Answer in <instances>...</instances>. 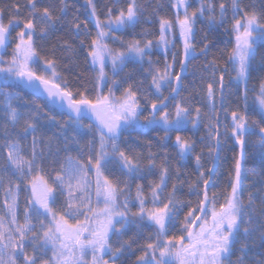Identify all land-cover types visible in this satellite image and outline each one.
<instances>
[{
  "label": "snow or ice",
  "instance_id": "snow-or-ice-1",
  "mask_svg": "<svg viewBox=\"0 0 264 264\" xmlns=\"http://www.w3.org/2000/svg\"><path fill=\"white\" fill-rule=\"evenodd\" d=\"M83 7L0 0V264H264V0Z\"/></svg>",
  "mask_w": 264,
  "mask_h": 264
},
{
  "label": "trees",
  "instance_id": "trees-1",
  "mask_svg": "<svg viewBox=\"0 0 264 264\" xmlns=\"http://www.w3.org/2000/svg\"><path fill=\"white\" fill-rule=\"evenodd\" d=\"M98 2L102 3V0H98ZM248 2H250V0H245V3H248ZM77 3H78V6L81 7V11L83 13L82 18L86 17L87 13L84 11V7H83L85 5V1L82 3L80 0H77ZM40 102H41L40 100H37V103H40ZM225 155L230 156L231 153H225ZM253 164L256 166L257 170H259L260 158L258 155L250 158V167ZM228 167H229V163L224 162L222 160L221 166H220V171L226 173ZM225 182H226V175L224 177H221L220 189H222L224 187ZM254 252L258 255L261 252V249L257 246L254 249ZM133 259H134V257H133Z\"/></svg>",
  "mask_w": 264,
  "mask_h": 264
},
{
  "label": "rangeland",
  "instance_id": "rangeland-1",
  "mask_svg": "<svg viewBox=\"0 0 264 264\" xmlns=\"http://www.w3.org/2000/svg\"><path fill=\"white\" fill-rule=\"evenodd\" d=\"M82 3L85 1V0H80Z\"/></svg>",
  "mask_w": 264,
  "mask_h": 264
}]
</instances>
